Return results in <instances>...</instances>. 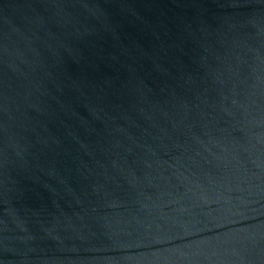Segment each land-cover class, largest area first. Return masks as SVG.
Instances as JSON below:
<instances>
[{
	"label": "water",
	"instance_id": "obj_1",
	"mask_svg": "<svg viewBox=\"0 0 264 264\" xmlns=\"http://www.w3.org/2000/svg\"><path fill=\"white\" fill-rule=\"evenodd\" d=\"M0 264H264V0H0Z\"/></svg>",
	"mask_w": 264,
	"mask_h": 264
}]
</instances>
